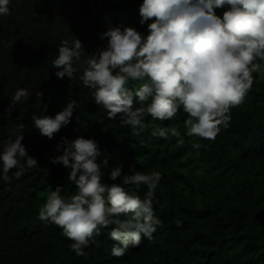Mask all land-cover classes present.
Masks as SVG:
<instances>
[{"label":"trees","instance_id":"16d2710c","mask_svg":"<svg viewBox=\"0 0 264 264\" xmlns=\"http://www.w3.org/2000/svg\"><path fill=\"white\" fill-rule=\"evenodd\" d=\"M140 3L11 0V15L0 16V141L14 138L17 125L23 124V143L38 162L19 179L15 170L10 172L11 183L0 179V264H264V81L254 82L244 103L231 109L229 127L221 126L215 140L185 137L179 147L175 137L165 140L152 132L155 126L175 125L183 135V112L171 121L146 116V129L132 136L118 120L105 118L102 106L78 78L55 76L51 62L61 40L71 42L75 35L87 53L105 45L107 38L100 37L108 26L105 16L113 25L135 26L146 33L147 25L139 24ZM216 11L219 15L223 10ZM18 87H27L33 96L17 104L9 117L4 108ZM37 89L44 94L40 102L34 97ZM73 98L78 107L71 123L52 139L40 135L32 114L54 115ZM78 135L98 141L99 161L107 160L105 182L111 183L107 172L117 164L124 173L131 166L163 174L156 190L159 203L154 204L162 223L152 240L144 239L121 258L111 255L115 242L108 235L110 228L96 237L99 247L85 249L89 257L84 259L70 249L71 241L59 227L38 219L40 206L57 185L63 186L66 197L76 191L67 178L69 169L52 164L49 157L58 154L55 145L61 137ZM193 142L201 147L193 149ZM146 191L144 185L138 189L141 199Z\"/></svg>","mask_w":264,"mask_h":264},{"label":"clouds","instance_id":"9594fccd","mask_svg":"<svg viewBox=\"0 0 264 264\" xmlns=\"http://www.w3.org/2000/svg\"><path fill=\"white\" fill-rule=\"evenodd\" d=\"M10 2L0 0V16L11 15ZM139 17V24L147 25L146 33L135 26L113 25L105 16L108 26L100 37H106V43L91 53L75 35L71 42L61 40L51 62L55 76L78 78L94 103L102 106L105 118L118 120L132 136L146 129V116L171 121L183 112V135L175 125L155 126L152 135L175 137L179 147L185 137L215 140L221 126L229 127L231 109L244 103L254 82L264 81V0H142ZM132 82L135 86L129 88ZM43 95L37 89L36 102ZM32 96L27 87H18L4 112L11 117L16 105ZM77 107L73 98L54 115L32 114L33 126L52 139L71 123ZM17 127L14 138L0 141V179L5 183H11L13 170L19 179L26 168L38 166L23 143L24 125ZM191 147L201 145L193 142ZM55 148L58 154L49 160L69 169L67 178L76 191L66 197L63 186L57 185L40 206L38 219L59 227L77 257L88 259L85 249L99 247L96 237L105 228H110L108 235L115 242L111 255L116 258L138 248L144 239H153L162 223L154 207L159 203L160 171L130 166L124 173L123 165L117 164L107 172L108 183L107 160L99 161L102 151L94 138L61 137ZM121 177L122 183H117ZM141 185L147 187L143 199L138 194Z\"/></svg>","mask_w":264,"mask_h":264}]
</instances>
